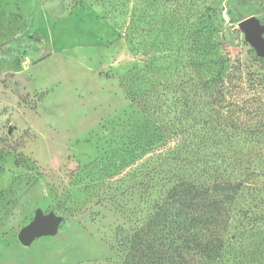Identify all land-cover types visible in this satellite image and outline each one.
<instances>
[{
  "label": "rangeland",
  "instance_id": "rangeland-1",
  "mask_svg": "<svg viewBox=\"0 0 264 264\" xmlns=\"http://www.w3.org/2000/svg\"><path fill=\"white\" fill-rule=\"evenodd\" d=\"M250 16L264 27V0H0V264H136L131 240L179 243L151 219L161 182L145 185L164 169L162 111L202 101L192 65L223 57L264 129V57L238 25ZM250 152L223 254L186 264H264V147ZM36 211L58 228L22 245Z\"/></svg>",
  "mask_w": 264,
  "mask_h": 264
},
{
  "label": "trees",
  "instance_id": "trees-1",
  "mask_svg": "<svg viewBox=\"0 0 264 264\" xmlns=\"http://www.w3.org/2000/svg\"><path fill=\"white\" fill-rule=\"evenodd\" d=\"M8 42L2 43L0 50H5ZM223 62L224 58L218 57L192 65L197 82L194 95L202 101L175 109L172 115L170 106L164 104L163 115L170 120L160 134L164 169L156 172L150 167L145 185L157 190L161 182L163 195L155 201L157 212L151 219L174 223L179 243L159 248L145 240H131L129 248L138 252L136 264H186L188 252L205 262L219 259L225 221L239 219V190L245 178L255 174L249 151L264 147V129L251 126V116L244 118L243 107L248 112L250 103L236 105L242 87L234 80L242 73L241 64L230 65L222 73ZM225 101L233 106L228 119L215 107ZM172 251L179 254L178 260Z\"/></svg>",
  "mask_w": 264,
  "mask_h": 264
},
{
  "label": "water",
  "instance_id": "water-1",
  "mask_svg": "<svg viewBox=\"0 0 264 264\" xmlns=\"http://www.w3.org/2000/svg\"><path fill=\"white\" fill-rule=\"evenodd\" d=\"M239 28L243 31L245 39L257 50L259 55L264 57V27L253 17H247L238 22ZM60 219L52 213L36 211L33 219L17 234V239L22 245H29L35 238L45 235H52L56 232Z\"/></svg>",
  "mask_w": 264,
  "mask_h": 264
}]
</instances>
